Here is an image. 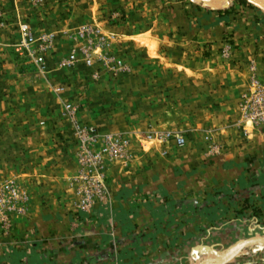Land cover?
Returning <instances> with one entry per match:
<instances>
[{"label":"crops","instance_id":"1","mask_svg":"<svg viewBox=\"0 0 264 264\" xmlns=\"http://www.w3.org/2000/svg\"><path fill=\"white\" fill-rule=\"evenodd\" d=\"M234 8L199 11L183 0H0V138L14 123L22 139L14 163L2 154L0 183L15 181L30 202L25 215L12 214L0 264H161L226 230L242 218L240 208L248 215L254 204L264 209V126L248 130L241 117L251 81L264 84V13ZM24 21L58 35L46 75L25 74L15 61ZM86 26L113 35L130 74L94 84V69L81 56L74 68L61 66L73 49L82 53L87 43L75 37ZM65 84L66 92H55ZM61 98L81 104L82 120L130 140L133 158L108 166L109 198L89 211L76 210L80 166ZM151 130L178 132L187 143L146 151L140 139ZM252 255L238 264H264V248Z\"/></svg>","mask_w":264,"mask_h":264},{"label":"built area","instance_id":"2","mask_svg":"<svg viewBox=\"0 0 264 264\" xmlns=\"http://www.w3.org/2000/svg\"><path fill=\"white\" fill-rule=\"evenodd\" d=\"M43 2L44 0H38ZM24 39L17 47L21 54H27L37 64L39 72H45L48 68V55L52 52L55 43L54 34L35 35L27 23L22 24ZM93 36H97L95 42ZM80 37L88 39L87 65L92 66L95 62L93 46L103 48L107 44L105 36L101 35V29L86 26ZM113 39V35H111ZM96 43V44H95ZM92 50V51H91ZM99 59L105 66H111L116 73L125 72L128 67L121 59L108 55L99 54ZM76 61V55L72 54L66 59L65 65L72 66ZM64 90V88H61ZM66 116L74 131L78 147L77 158L80 166V174L75 179L77 184V195L79 197V210L89 211L98 202H105L109 198L107 191L106 167L109 163L127 160L129 158V142L123 136L113 134H102L100 130L86 122L81 121L78 116L79 107L73 103L65 104ZM242 117L252 122L255 127L264 126V84L254 78L251 81L247 94L241 102ZM152 141L175 140L178 145H184L186 140L183 136L172 131L153 132L148 135ZM29 197L17 184L10 182L0 188V219L5 226L9 225L7 216L11 211L25 214L28 211Z\"/></svg>","mask_w":264,"mask_h":264},{"label":"rangeland","instance_id":"3","mask_svg":"<svg viewBox=\"0 0 264 264\" xmlns=\"http://www.w3.org/2000/svg\"><path fill=\"white\" fill-rule=\"evenodd\" d=\"M45 1L46 0H44L43 2H39L38 0H36V2L40 3V4L44 3ZM183 1L188 2L189 5H194L196 8L199 9V11H202L204 9L205 10L210 9V10L215 11V12H222V11L228 12L231 9H232L231 11H233L235 9L234 6L236 4H238V5H245L247 7L254 8L257 11L264 13V0H183ZM24 23H27L30 27V30L37 36L42 35V34H54V36H55L54 48H53L52 52L48 55V68L45 72H39L38 71L37 64L33 58L29 57L27 54H21L20 52L17 51V47L20 45V43L23 40L20 43L16 44L13 48L14 54H15L14 55L15 61H16L17 65L21 68L22 72H25V74L32 73L35 76L46 75L51 70V64L53 63V58L56 54V47L58 45V35L54 32L37 33L31 28L29 22H27V21H24L20 24L21 30H22V24H24ZM4 24H5V20L0 19V26H3ZM93 27L95 29H100L99 27H95V26H93ZM84 28L85 27H83L78 32L77 36L75 37L76 40L77 39H78V41L83 40L87 43V45L82 48L83 54L81 53L80 50L73 49L66 56H67V58H69L72 54H75L76 55L75 63L72 66L65 65V61L67 59L66 58L61 62L62 67L68 68V69L74 68L79 63V57L81 56V58H83V64L90 69H94V72L91 76L94 84L100 82V80L102 79L103 76H109L113 80H118L121 77L131 73V65H130L129 60L127 59L125 54L118 53V52L114 51L115 50V47H114L115 46L114 45L115 40L112 41L113 39L111 38V34H109V33L108 34L101 33L102 36L106 37L107 44L104 45L103 48H96V47H94L95 45L93 46L92 50H93V56L95 57V59H94L95 62L92 66L87 65V61H86L87 52L85 49L89 47V41H88V39L80 37V32ZM93 38L98 40L97 36H93ZM95 42H97V41L95 40ZM101 53H108V55H111V56L115 57L116 59L123 60V62L127 65L128 69L123 73L114 72L112 65L111 66H105V64H102V62H100L101 60L99 59V54H101ZM223 53L226 57L229 56L231 54V47L230 46L225 47L223 49ZM65 86H67V85L65 84L64 86L61 85L58 87L55 86L53 88H54L56 93H64L66 91L62 90L61 88L63 87L65 89ZM61 99L63 100L61 113H62V116H64V118H66L68 120L67 116L65 115L66 114L65 113L66 112L65 104L73 103V102H71L72 100L64 101L65 99H63V98H61ZM79 104L80 103H76V105L79 107L77 116L81 111L80 110L81 104L80 105ZM241 117H242V110H241ZM78 118H79V116H78ZM79 119L83 122H86V123H89V124L95 126L91 122L82 120L81 117ZM242 119H243V117H242ZM243 121L247 123L248 130H253L255 128V126L252 124V122H248L244 119H243ZM41 126L47 130L49 127V123L44 121L41 123ZM244 126H243V128H244ZM16 127H17V125L14 123L7 124V132L8 133H7L6 137L0 138V161L2 160L1 159L2 154L8 153L7 156L9 157V159H11L10 161H8V163H14L15 162L14 159L16 157V154L18 153L17 144L19 141L22 140L20 135L16 134V130H17ZM95 127H97V126H95ZM1 128H2V124L0 123V130H1ZM97 128L100 130V132L102 134H113L115 136L120 135V136H123L126 140H128V142L130 141L127 137H125V135L123 133H107V132H102V130L99 127H97ZM167 131H172V130H165V131L151 130V131L147 132L143 137H141L140 146L143 149H145L146 151H150L151 147L154 146L155 144H162V143L169 142V141H174L178 147H184L186 145L187 142L181 146V145H178L175 140L152 141L148 138V135L153 133V132H167ZM72 132H73V135L71 137L72 138L71 141L76 146V152H78V147L76 144L73 129H72ZM172 132L183 136L182 134H180L178 132H175V131H172ZM185 140H186V138H185ZM68 141L69 140H67V141L61 140L62 147H64V145L68 146V144H69ZM215 145L216 144H214V146ZM214 149H216V147ZM129 155L130 156L127 160H120V161H115L112 163L120 162L123 164H127L133 158L132 154L130 152H129ZM76 157H77V155H76ZM77 162H78V158H77ZM110 164L111 163H109L108 166ZM78 165H79V163H78ZM108 166L106 167V170H105L107 175H108ZM107 179H108V177H107ZM10 182H14L23 191H25L24 188L21 185H19L18 183H16L15 181H8V180L1 182L0 188L2 186H4L5 184L10 183ZM106 187H107V185H106ZM251 204H253V203H251ZM251 204H250V206H251ZM28 206L30 207V202H29ZM253 207L254 208L252 209V211H250L251 213L249 215H248L249 211L244 213L246 208H240L239 211H242L244 213V214L242 213V216H241L242 218L229 220V224L230 223L231 224L226 230L222 231L221 233L220 232L216 233L213 236L205 237L201 241L197 242L198 243L197 245L189 244V245L183 247L182 250H180L178 252L169 253L167 256H164L162 258L161 261H163V262H161V264H165V263L166 264L213 263V262L219 261L220 259L225 257L229 253L231 248L238 241L252 237V236H264V209L259 208V206L255 207V204L253 205ZM77 208L78 209H76V210H79V207H77ZM28 210H29V208H28ZM12 214H17L19 216L25 215V214H19L15 211H11L9 213V215L7 216V219L9 221V225H7V226L3 225L1 223V219H0V247H2L4 245V243H2V242H3V239L5 238V236L10 235L12 230H13ZM261 248H264V245H253V246L247 248L246 250H244L241 254H239L234 260H232L228 264H238V262L241 259L248 257V256H250V257L254 256L252 254H258V252L261 251Z\"/></svg>","mask_w":264,"mask_h":264},{"label":"water","instance_id":"4","mask_svg":"<svg viewBox=\"0 0 264 264\" xmlns=\"http://www.w3.org/2000/svg\"><path fill=\"white\" fill-rule=\"evenodd\" d=\"M253 245H264V236H252L246 239L238 241L229 251V253L213 263H202V264H228L234 260L239 254H241L247 248Z\"/></svg>","mask_w":264,"mask_h":264}]
</instances>
